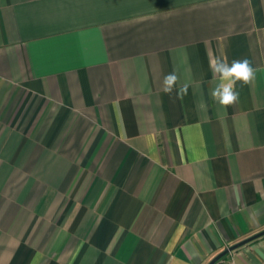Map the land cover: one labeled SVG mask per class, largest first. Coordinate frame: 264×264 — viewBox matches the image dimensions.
Returning <instances> with one entry per match:
<instances>
[{
  "label": "crops",
  "instance_id": "obj_1",
  "mask_svg": "<svg viewBox=\"0 0 264 264\" xmlns=\"http://www.w3.org/2000/svg\"><path fill=\"white\" fill-rule=\"evenodd\" d=\"M245 57L224 108L209 62ZM263 230L264 0H0V264H209Z\"/></svg>",
  "mask_w": 264,
  "mask_h": 264
},
{
  "label": "clouds",
  "instance_id": "obj_2",
  "mask_svg": "<svg viewBox=\"0 0 264 264\" xmlns=\"http://www.w3.org/2000/svg\"><path fill=\"white\" fill-rule=\"evenodd\" d=\"M209 69L213 80L217 81L215 87L210 90V96L224 108L238 103L240 93L237 85L241 87L250 85L257 71L246 57L234 59L230 63L224 58H216L209 62ZM178 80L175 71L163 76L162 91L170 99H182L187 94L188 85L184 84L177 88Z\"/></svg>",
  "mask_w": 264,
  "mask_h": 264
},
{
  "label": "water",
  "instance_id": "obj_3",
  "mask_svg": "<svg viewBox=\"0 0 264 264\" xmlns=\"http://www.w3.org/2000/svg\"><path fill=\"white\" fill-rule=\"evenodd\" d=\"M263 235H264V230L253 235V236H251V237H249V238H247V239H245V240H243V241H241V242H239V243L232 245L231 247H229L228 249H226L222 253H220L218 256H216L209 264H215L221 257H223L225 254H227L229 251H232V250H234V249H236V248H238V247H240V246H242V245H244V244H246V243H248V242H250L256 238H259Z\"/></svg>",
  "mask_w": 264,
  "mask_h": 264
}]
</instances>
